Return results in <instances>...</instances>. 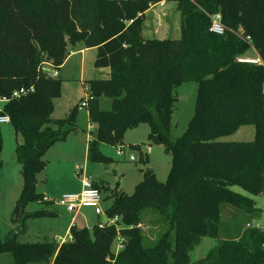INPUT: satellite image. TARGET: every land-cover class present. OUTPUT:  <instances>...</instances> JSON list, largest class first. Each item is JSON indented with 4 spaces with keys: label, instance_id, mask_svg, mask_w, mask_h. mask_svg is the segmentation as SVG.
Listing matches in <instances>:
<instances>
[{
    "label": "trees",
    "instance_id": "obj_1",
    "mask_svg": "<svg viewBox=\"0 0 264 264\" xmlns=\"http://www.w3.org/2000/svg\"><path fill=\"white\" fill-rule=\"evenodd\" d=\"M159 1L0 0V96L33 88L4 104L24 179L14 220L59 214L54 201L38 191V175L48 164L46 153L77 130L79 104L66 117L53 116L62 80L42 66L48 61L59 68L80 41L97 49L96 67L110 68L107 77L85 82L90 121L98 128L88 141V160H110L99 143H121L141 123L149 124L150 140L172 155L165 181L148 167L132 194L119 185L111 189L105 210L120 217L118 226L73 225L72 240L62 242H21L15 232L0 239V257L9 253L14 264H264V231L247 227L262 211L254 197L264 194V0H176L180 37H144L145 13ZM215 13L222 15L224 34L210 31ZM253 48L263 63L238 61ZM187 81L198 83L195 114L173 139L175 89ZM103 96L112 100L111 108L101 107ZM245 124L256 127L253 141L219 140ZM3 144L0 129V167ZM93 184L101 190L100 183ZM36 201L42 208L27 212ZM224 204L237 215L247 213L245 224L192 261L190 253L204 236H220ZM145 210L161 221L152 245L140 226ZM117 236L124 248L115 253Z\"/></svg>",
    "mask_w": 264,
    "mask_h": 264
},
{
    "label": "rangeland",
    "instance_id": "obj_2",
    "mask_svg": "<svg viewBox=\"0 0 264 264\" xmlns=\"http://www.w3.org/2000/svg\"><path fill=\"white\" fill-rule=\"evenodd\" d=\"M181 16L177 8L176 0H166L163 7H154L145 13L144 37H180ZM83 42L71 45L70 50L76 53L69 56L66 65L60 68L62 80L61 94L55 98L56 118L66 117L82 100L87 99L85 87L86 80L94 77H103L101 68L94 65L97 50L88 48L85 53H80ZM248 56L257 57L254 50L247 53ZM177 101L172 117L171 135L173 139L183 135L189 122L195 114L198 94V83L187 81L175 89ZM102 108L109 109L112 100L103 96L100 99ZM77 131L69 134L66 140L56 143L45 155L48 164L43 172L38 175V191L54 201L53 205L59 210L54 217H27L25 221L14 220L13 211L16 201L23 188L24 179L22 164L18 161L15 149L17 136L11 123L0 124L4 144L2 151L3 164L0 167V239L18 232V240L21 242L48 241L59 237L63 238L66 226L75 212H69L57 204L64 193L81 192L82 179L100 183L104 209L112 202L111 189L119 185V189L132 194L136 185L143 179L142 170L151 167L161 181L168 177L172 165V155L167 153L163 144L150 140V126L141 123L129 128L123 142L118 144L99 143L102 154L110 160L103 162L89 161L87 157L88 140L97 137V125L92 124L89 117V107L78 109L76 113ZM256 127L254 124L240 126L234 132L221 136V141L249 142L255 139ZM151 147V148H150ZM150 148V149H149ZM146 156L145 162L142 155ZM133 155L136 159H130ZM234 191L248 195L239 186L233 187ZM256 205L262 209L260 213L253 215L264 223V194L254 197ZM40 202H31L26 206V211H35L42 208ZM83 215L77 220L79 227L93 226L99 217L92 208H83ZM229 204L222 206V220L220 236L212 238L204 236L202 241L193 248L190 253L192 261L204 258L209 250L216 246L221 239L233 238L245 224L247 213H240ZM159 215L153 210H145L140 224L147 244H154L161 233ZM23 229V230H21ZM68 234L66 235V237ZM116 243L113 244V249ZM0 264H14L11 254L6 253L0 257ZM41 264V263H34ZM51 264V263H50Z\"/></svg>",
    "mask_w": 264,
    "mask_h": 264
},
{
    "label": "built area",
    "instance_id": "obj_3",
    "mask_svg": "<svg viewBox=\"0 0 264 264\" xmlns=\"http://www.w3.org/2000/svg\"><path fill=\"white\" fill-rule=\"evenodd\" d=\"M165 1L166 0H162L155 4H151L150 9L154 7H163L165 5ZM210 16H211L210 31L215 32L217 34H224L227 28L223 23L221 13L211 14ZM248 39L249 41H251L249 37ZM238 61L257 63V64L263 63L258 56L252 57L248 55L239 57ZM42 71L51 77L59 76V68L54 66L51 62L48 61H45L43 63ZM31 91H33V88L29 89V88L21 87L20 89L15 90L10 96H0V124L10 123L11 121L9 114L5 113L4 104L10 101V99L12 98L21 97L22 95H25ZM88 104H89V99L87 97V99L81 101V103L79 104V109H83L84 107H87ZM130 159L135 160L136 158L133 155H131ZM82 186L83 188L79 193H64L57 201V204L64 207L69 212H77L78 210L84 207L92 208L94 209L95 213L99 215V217L104 216L106 218L105 220L101 219L98 222L99 226L103 227L109 224H115L118 226L120 217L107 216L106 210L102 206V202H103L102 192L99 188L94 186L93 181H91L87 177H84L82 179ZM247 227H253L264 231V223L258 219H253L252 221L247 223ZM55 239H57L60 242L72 240V235H69L68 237L65 238L63 237L61 240H59V237H56ZM115 243L116 246L113 250L115 253H118L121 249L124 248L123 238L121 236H117Z\"/></svg>",
    "mask_w": 264,
    "mask_h": 264
},
{
    "label": "crops",
    "instance_id": "obj_4",
    "mask_svg": "<svg viewBox=\"0 0 264 264\" xmlns=\"http://www.w3.org/2000/svg\"><path fill=\"white\" fill-rule=\"evenodd\" d=\"M88 50V48L87 47H85V46H83L80 50H78V52H80V53H85L86 51ZM97 50V49H96ZM76 52L74 51V50H70V54H69V56L70 55H72V54H75ZM69 56H68V58H69ZM67 58V59H68ZM67 59H66V61L64 62V64H62L60 67H59V76L58 77H61V72H60V68L61 67H64L65 65H66V62H67ZM100 73L103 75V77H107L108 75H109V73H110V68H108V67H103V68H101V71H100ZM90 79H92V78H90ZM82 110V109H81ZM77 131V130H76ZM75 131V132H76ZM89 141V140H88ZM17 143H18V140H17ZM88 143V142H87ZM94 182V181H93ZM83 208H81L80 210H78L77 212H75V214L72 216V218L70 219V221H69V223L67 224V226H66V232H65V234L63 235V237L65 238L66 237V235L68 234V236L69 235H71V227L73 226V225H76V226H78L77 225V220H78V217L80 216V215H83L84 216V214H83ZM101 220V218L99 219V221ZM98 221V222H99ZM79 227V226H78ZM67 236V237H68Z\"/></svg>",
    "mask_w": 264,
    "mask_h": 264
}]
</instances>
